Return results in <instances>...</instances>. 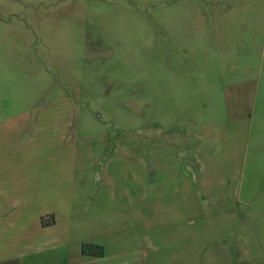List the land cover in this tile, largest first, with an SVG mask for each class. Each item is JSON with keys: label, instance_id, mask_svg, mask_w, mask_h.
Masks as SVG:
<instances>
[{"label": "rangeland", "instance_id": "374dc122", "mask_svg": "<svg viewBox=\"0 0 264 264\" xmlns=\"http://www.w3.org/2000/svg\"><path fill=\"white\" fill-rule=\"evenodd\" d=\"M0 143L49 165L35 264H203L220 218L264 217V0H0Z\"/></svg>", "mask_w": 264, "mask_h": 264}, {"label": "crops", "instance_id": "0c3cea01", "mask_svg": "<svg viewBox=\"0 0 264 264\" xmlns=\"http://www.w3.org/2000/svg\"><path fill=\"white\" fill-rule=\"evenodd\" d=\"M9 125L13 127V124ZM20 134L23 139L27 137L25 143L34 141V133L29 127L22 129L19 134L17 132L16 136L7 135L6 138L9 140L11 137L13 144H16L14 139L20 137ZM19 156L18 154L17 158ZM49 159L50 156H48V164ZM202 167L205 168L206 165L203 164ZM45 173V170L35 168V164L26 165L23 158H19L17 166L14 164L9 166L5 163L4 167L0 169V264L8 262V264H13L10 263L12 259L16 260L18 264H35L33 256L36 252L42 253V249L34 247L33 239L36 234L49 231L57 223L56 219L45 216L44 212L39 215L35 213L36 191L46 189L51 184L49 165L47 173ZM210 174L204 183L206 187L204 200L209 199L210 202L224 206L230 204L229 199L236 200L234 193L229 192L230 188L224 180H221V184L226 193L213 196L211 189L216 182L211 179ZM100 176L99 170L96 169L93 179L100 180L102 179ZM54 184H59V182L55 179ZM187 186L189 196L194 197V188ZM129 195L118 197V200H127L129 205H144L146 202L131 195L134 198L132 203ZM254 195L252 192L250 197L252 200H254ZM176 198L177 196L174 200ZM260 200L264 204V198H260ZM175 203L177 204V202ZM228 218L233 222L236 221V224L234 223L232 226L235 230H226L225 225L222 224L223 219L220 218L218 222L222 240L213 247L205 246L200 249L199 253L205 255L203 264H264V217H259L257 213H244V215H240L239 219L236 214ZM21 246L22 248H20ZM82 254L88 257H103L88 255L83 251Z\"/></svg>", "mask_w": 264, "mask_h": 264}, {"label": "trees", "instance_id": "16d2710c", "mask_svg": "<svg viewBox=\"0 0 264 264\" xmlns=\"http://www.w3.org/2000/svg\"><path fill=\"white\" fill-rule=\"evenodd\" d=\"M82 251L85 254L95 256H102L104 254L103 246L94 243H83Z\"/></svg>", "mask_w": 264, "mask_h": 264}]
</instances>
